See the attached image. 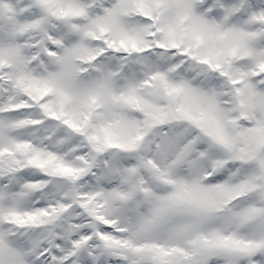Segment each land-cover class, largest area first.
<instances>
[{"label": "snow or ice", "instance_id": "obj_1", "mask_svg": "<svg viewBox=\"0 0 264 264\" xmlns=\"http://www.w3.org/2000/svg\"><path fill=\"white\" fill-rule=\"evenodd\" d=\"M0 264H264V0H0Z\"/></svg>", "mask_w": 264, "mask_h": 264}]
</instances>
